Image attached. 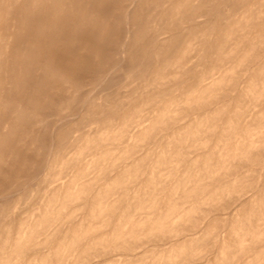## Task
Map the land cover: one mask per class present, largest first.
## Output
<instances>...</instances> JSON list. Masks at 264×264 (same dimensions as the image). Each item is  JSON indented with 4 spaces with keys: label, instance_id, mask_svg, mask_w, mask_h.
I'll use <instances>...</instances> for the list:
<instances>
[{
    "label": "rangeland",
    "instance_id": "374dc122",
    "mask_svg": "<svg viewBox=\"0 0 264 264\" xmlns=\"http://www.w3.org/2000/svg\"><path fill=\"white\" fill-rule=\"evenodd\" d=\"M0 264H264V0H0Z\"/></svg>",
    "mask_w": 264,
    "mask_h": 264
},
{
    "label": "bare ground",
    "instance_id": "6f19581e",
    "mask_svg": "<svg viewBox=\"0 0 264 264\" xmlns=\"http://www.w3.org/2000/svg\"><path fill=\"white\" fill-rule=\"evenodd\" d=\"M109 1H110V0H109ZM92 3H93V2H92ZM108 3H109V2H108ZM121 5H123V4H121ZM106 6H107V5H106ZM90 8H91V7H90ZM90 15H91V14H90ZM130 32H131V30H130ZM130 32H129V33H130ZM19 33H20V32H19ZM71 42H72V41H71ZM92 44H93V41H92ZM90 45H91V44H90ZM93 45H94V44H93ZM73 46H74V45H73ZM97 46H98V45H97ZM97 46H96V47H97ZM89 47H90V46H89ZM86 48H87V47H86ZM38 49H39V48H38ZM78 49H79V48H78ZM96 49H97V48H96ZM104 49H105V48H104ZM71 50H72V49H71ZM100 50H101V47H100ZM58 51H59V50H58ZM101 51H102V50H101ZM73 53H76V51L73 52ZM101 54H102V53H101ZM73 55H74V54H73ZM61 56H62V55H61ZM61 56H60V57H61ZM71 56H72V55H71ZM82 56H83V55H82ZM69 57H70V56H69ZM74 57H75V56H74ZM70 58H71V57H70ZM70 58H69V59H70ZM82 58H83V57H82ZM86 58H87V56H86ZM86 58H85V59H86ZM59 59H61V58H59ZM64 61H65V60H64ZM79 61H80V60H79ZM86 61H87V60H86ZM92 61H93V59H92ZM68 62H69V61H68ZM72 62H74L73 59H72ZM72 62H70V63H72ZM66 63H67V62H66ZM85 63H86V62H83V64H85ZM86 64H88V61H87ZM73 65H74L73 67H75V63H74ZM88 65H89V67L91 66V64H88ZM88 65H87V66H88ZM62 66H64V65H62ZM84 66H85V68H86V65H84ZM70 67H71V66H70ZM73 67H71L72 70H75V69H73ZM80 67L82 68L83 66H80ZM89 67H88V69L90 70L91 67H90V68H89ZM75 68H76V67H75ZM64 69H66V68H64ZM69 69H70V68H69ZM76 69H77V68H76ZM82 69H84V67H83ZM66 70L68 71V69H66ZM80 70H81V69H80ZM77 71H78V70H77ZM84 71H85V69H84ZM69 72H70V71H69ZM75 72H76V71H75ZM81 72H82V71H81ZM86 72H88V71H86ZM86 72H85V73H86ZM70 73H71V72H70ZM72 74H73V73H72ZM75 74H77V73H75ZM80 79H81V78H80ZM106 79H107V78H106Z\"/></svg>",
    "mask_w": 264,
    "mask_h": 264
}]
</instances>
